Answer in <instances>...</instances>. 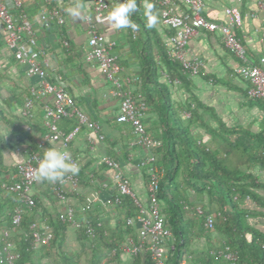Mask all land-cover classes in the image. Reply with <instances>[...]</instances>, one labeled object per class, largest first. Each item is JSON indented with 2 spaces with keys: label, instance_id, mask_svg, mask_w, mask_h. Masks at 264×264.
<instances>
[{
  "label": "crops",
  "instance_id": "obj_1",
  "mask_svg": "<svg viewBox=\"0 0 264 264\" xmlns=\"http://www.w3.org/2000/svg\"><path fill=\"white\" fill-rule=\"evenodd\" d=\"M19 1L21 2L20 7L12 9L11 13L14 16L25 15L30 21L36 41L31 50L38 53L37 60L42 65H46L47 70L56 71L63 77L66 90L74 99L76 107L90 121L98 125L97 130L82 127L68 144L67 150L77 161L79 171L82 173L81 181H79L81 183L76 191L68 192L70 196L65 202H61L52 193V182L36 181L30 193L39 207L35 212L30 210L28 214L33 215V221L42 226L48 218L61 216L68 206L78 209L86 196L95 193L98 200L90 210L91 215L107 231L114 230L118 224H123L125 219L131 216L127 215L128 209L125 206L112 203V197L116 193L115 183L112 180L113 171L107 169L101 159L108 157L118 163L129 187L138 200L146 205L148 202L146 193L148 170L140 166V162L151 155L154 156L157 148L148 150L136 146L131 127L128 124L116 122L119 100L113 96L111 84L98 67L87 62L85 58L88 50L86 34L88 26L85 19L76 21L65 12L67 7L74 5L78 0H55L64 18V23L60 26L52 24L49 28H43L39 21L41 10L48 8V0L46 3L43 0ZM202 1V16L219 25L228 24L230 21L225 13L227 8L234 6L238 9L241 25L235 28L236 32L234 29V33H237V37L242 40L250 61L259 64L260 59L264 58V0L262 6L258 5V0ZM79 2L83 3L85 17L91 3L89 0H79ZM174 4L177 10L185 9L181 0H174ZM138 14L147 17V23L154 28L166 49L170 51L172 45L169 38L172 31L160 21L158 10L152 12L144 3L142 11ZM106 17L94 20V27L96 31L104 35L107 41L112 43L111 53L117 57L122 67L120 75L122 81H128L129 90L142 97L140 93V48L144 34L140 28L116 29L106 22ZM154 50L155 58L159 60L155 45ZM184 53L187 60H198L202 63L199 73L188 77L187 85L181 82H170L164 72H158V83L165 85L169 93L170 106L175 111L176 117L171 112L169 113V125L175 122V118L179 119V123L189 129L192 139L209 150L222 148L226 145L224 139L234 142L242 137L241 146L243 148L236 150L227 148V151H231L227 158V166L229 170L238 168L254 176L255 182L259 185L254 191L264 201V162L255 163L251 157L257 151L252 149V144L256 141L255 136L260 135L264 138V101H252L246 97L248 83L235 73L239 61L224 47L219 31L198 30L187 42ZM37 83L38 77L29 76L27 65L17 61L7 48L5 32L0 23V111L10 123L20 128V130H15L10 124L0 121V135L9 145L2 152V164L5 168L17 167L30 152L34 151L35 146L37 148L42 143V137L46 133L42 116L44 101L37 100L34 103L28 119L22 116L24 99L28 96L30 88ZM149 87L157 103H160V89L153 85ZM189 105L196 111L194 117L187 109ZM64 119H73L75 122V119L71 117ZM142 121L148 135L161 141L159 136L162 131V120H160L156 107L145 106ZM70 127L62 120L58 123V128L64 132L70 131ZM233 129H238V132L236 134L226 133V130ZM44 147L46 149L60 148L58 142L52 141L45 142ZM260 150H263L262 147L258 148V152ZM1 177L8 181L12 177L11 171L1 173ZM180 182L181 188H187L183 219L184 222L189 223L190 231L188 253L183 261L185 264H202V257L207 253L212 255L219 249L221 243L225 242L226 237L216 233L213 229L208 230L202 221V216H210L214 221L216 220L218 211L215 201H210L205 193L198 194L189 189L184 181L180 180ZM217 196L214 195V199ZM235 200L246 213V224L264 233V206L249 197ZM6 205L3 201L0 203V206ZM85 218L88 219V214L83 216L76 213L74 217L76 221H83ZM206 234L210 239L205 236ZM14 235L15 231H12V236ZM246 236L249 238V235L246 234ZM130 237L138 240L137 224L131 228ZM65 239L68 245H64L62 251L77 253L79 249L74 245L81 244L77 240V230L69 225L65 232ZM36 251L33 256L35 264H54L49 251ZM132 260L133 257L126 252H121L118 258H111L108 250L101 263L131 264ZM165 264H171L168 252ZM220 264H222L221 261Z\"/></svg>",
  "mask_w": 264,
  "mask_h": 264
},
{
  "label": "built area",
  "instance_id": "obj_2",
  "mask_svg": "<svg viewBox=\"0 0 264 264\" xmlns=\"http://www.w3.org/2000/svg\"><path fill=\"white\" fill-rule=\"evenodd\" d=\"M45 3L47 0H43ZM90 9L84 19L87 24V47L86 61L98 67L102 75L112 86L113 96L119 100V111L116 122L128 124L134 136V144L144 149L153 150L161 145V141L153 139L148 135L143 124L145 109L144 99L140 94L129 90L128 81H122L120 75L122 67L117 57L111 53L112 43L107 41L103 34L96 31L94 20H99L108 15L117 3H127L129 0H89ZM158 6L160 21L169 27L172 34L169 41L172 49L168 51L171 59L180 63L183 70L189 75H197L202 67L198 60L189 61L185 57L184 49L189 39L198 31L207 32L219 31L224 47L239 61V66L235 73L247 81L246 97L252 101H264V58L260 59L259 64H255L248 58L242 40L238 38L234 29L241 25V17L236 7H229L225 13L230 18L228 24L219 25L213 20L202 16V0H181L184 10H177L174 0H153ZM241 2L242 0H235ZM263 0H258V5L262 6ZM19 0H0V23L5 32V44L13 53L14 58L27 65V74L38 77V83L31 87L28 96L24 99L22 116L29 118L34 103L37 100L44 101L43 123L46 129L42 137V143L37 150L30 152L27 157L18 164V180L11 183L5 181L0 176V189L9 194H13L21 203L14 207L11 216V228L6 227L0 230L2 242L1 253L5 264H16L18 254L13 250L12 231H15L21 223L23 207L31 209L34 207V199L31 195V188L36 182L33 179L34 171L38 161L46 148L45 142H58L60 150H67L68 144L81 130L82 127L89 130H97L98 125L92 122L79 110L74 99L66 90L63 77L56 71L47 70L46 65H42L37 60V54L31 47L35 46L34 30L25 15L14 16L12 9L19 8ZM40 25L49 28L52 24L58 26L64 23L62 13L58 9L43 8L39 16ZM178 82V81H175ZM126 84V85H125ZM74 118L75 126L68 132L58 128V123L64 118ZM68 151V150H67ZM73 159V158H72ZM75 163L77 161L73 159ZM101 162L107 169L113 171L112 180L115 183L116 194L112 197V203L119 205L121 198L130 197L133 201L135 212L133 217L125 219V225L132 228L138 225V240L130 236L120 241L118 245L109 251L111 258L121 252L129 253L131 257L136 256L141 251L147 252L152 264H165L167 259V246L170 244L171 232L165 225L158 202L157 193L159 181L163 175L162 168L156 164L155 157L149 156L140 162V166L148 170L146 193L148 202L143 205L135 193L129 187L127 179L123 176L118 163L108 157H103ZM78 164V163H77ZM79 186V177L71 173L65 174L61 181L53 183L52 193L61 202L67 200V193L76 191ZM98 200L95 193L86 196L78 209L71 206L66 207L61 215V220L71 227L77 229L84 228L89 237H94V229L90 221L85 218L83 221L74 219L76 213L85 216L90 212L93 204ZM198 213L201 212L198 210ZM204 225L208 230L214 228V219L204 216ZM97 226H101L98 221ZM25 239H30L35 247L49 245L52 239V231L44 226L41 230L39 225L34 222L29 226L28 233H24ZM212 255H216L222 264H238V253L229 246H224ZM178 264H185L180 260Z\"/></svg>",
  "mask_w": 264,
  "mask_h": 264
},
{
  "label": "trees",
  "instance_id": "obj_3",
  "mask_svg": "<svg viewBox=\"0 0 264 264\" xmlns=\"http://www.w3.org/2000/svg\"><path fill=\"white\" fill-rule=\"evenodd\" d=\"M48 2L49 9H59L55 0H48ZM144 3L152 12L158 10V6L153 0H129V7L132 8V12L128 29L140 28L144 34L140 48V93L144 99L145 106L153 105L156 107L160 120H162V131L159 136L161 145L154 151V156H156V164L163 171L159 181L157 198L165 225L171 232L170 244L167 246L171 264H178L180 260L187 256L190 238L189 223L184 222L183 219L184 203L187 201V188L180 187V180L184 181L189 189L194 190L198 194L205 193L210 201H215L218 216L214 222L213 230L226 237L225 242L221 243L219 249L229 246L232 250H235L238 253V264H264V233L254 230L246 224V213L240 207L239 202L235 200L249 197L264 206V201L254 191L259 185L255 182L254 176L238 168L229 170L227 166V158L231 152L227 151V148L230 150L243 148L241 146L242 137L237 138L234 142L224 139L228 147L224 145L222 148L209 150L192 139L189 129L180 124L179 119L175 118V122L171 126L169 125V113L171 112L176 117L175 111L170 106L169 93L165 85L158 83V72H164L170 82L177 80L186 85L188 84L189 75L183 70L179 62L168 56V50L154 28L147 23V17L138 14L142 11ZM235 35L238 36L237 33ZM154 45L158 52L159 60L155 58ZM151 85L160 89V103H157V99L151 93L149 87ZM258 101L262 102L263 100ZM187 109L191 116L194 117L196 111L191 108V105ZM0 121L10 124L15 130H20V128L15 127L13 123L3 117L1 111ZM62 121L67 126H71V129L75 126L73 119H62ZM237 130H226V133L236 134ZM255 140V143L252 144V149L257 151L251 157H253L255 163L257 161L264 162V138L256 135ZM8 146L0 135V176L3 172L11 171L12 177L7 181L11 183L18 180V175L16 167H3L2 152ZM259 147H262L263 150L258 152ZM35 150H37L36 146ZM245 164H248V162H245ZM77 176L79 181H81L82 173L80 171ZM214 195L218 196L214 199ZM68 196H70L69 193H67ZM33 199L34 207L31 209L22 206V220L20 226L15 230L18 231V235H14L11 238L14 243L13 250L18 254L16 264H35L33 256L37 252L36 250L49 251L50 249H54L60 257V264H81L79 254L62 251L65 243V232L69 224L63 222L60 215L55 218H48L47 221L43 222L42 226H39L41 230L44 226H47L52 231V239L49 245L36 248L30 239L24 238L23 234L28 233L29 226L34 223L33 215L28 213L30 210L35 212L36 208L39 207L35 198ZM2 201L7 205L4 207L0 206V230L3 227L10 229L12 227L11 216L13 208L20 206L21 203L15 195L1 190L0 203ZM118 206H125L128 209L127 215L134 216L135 207L130 197H122ZM87 214L95 236L93 238L89 237L85 233V229L80 228L77 229V240L80 243L86 242L88 244L91 251L90 264H102L101 262L106 252L116 247L126 236H130L131 228L127 227L124 222L123 224H118L114 230L107 231L102 225L97 226L98 221L90 212ZM202 217V221H204L205 218L204 216ZM246 234L249 235V238H247ZM205 236L210 239L208 234ZM1 249L2 242L0 239V264H5ZM118 257L119 253L115 258ZM201 262L202 264H220V259L216 255L207 253L202 257ZM131 264H152V262L149 254L141 251L133 257Z\"/></svg>",
  "mask_w": 264,
  "mask_h": 264
},
{
  "label": "clouds",
  "instance_id": "obj_4",
  "mask_svg": "<svg viewBox=\"0 0 264 264\" xmlns=\"http://www.w3.org/2000/svg\"><path fill=\"white\" fill-rule=\"evenodd\" d=\"M65 12L76 21L84 19L83 3L79 2V0L74 5L67 7ZM131 12L132 8L127 3H117L108 13L106 22L116 29L126 28L131 23ZM67 173L78 174V164L73 161L70 152L53 147L43 151L34 171L33 179L37 182L48 181L55 183L61 181Z\"/></svg>",
  "mask_w": 264,
  "mask_h": 264
},
{
  "label": "rangeland",
  "instance_id": "obj_5",
  "mask_svg": "<svg viewBox=\"0 0 264 264\" xmlns=\"http://www.w3.org/2000/svg\"><path fill=\"white\" fill-rule=\"evenodd\" d=\"M11 235H12V233H11ZM15 235H18V231H15ZM64 245L65 246L68 245V244H66V239H65ZM70 246L72 247L71 244H70ZM76 246L79 249V251H77V254H79V256H80L81 264H90L89 257L91 256V251H90V248H89L88 244L86 242H84V243H81L79 245L75 244L74 247L77 248ZM49 254L52 256V261L54 262V264H60L61 263L60 257L56 254L54 249H50L49 250Z\"/></svg>",
  "mask_w": 264,
  "mask_h": 264
},
{
  "label": "snow or ice",
  "instance_id": "obj_6",
  "mask_svg": "<svg viewBox=\"0 0 264 264\" xmlns=\"http://www.w3.org/2000/svg\"><path fill=\"white\" fill-rule=\"evenodd\" d=\"M123 11V10H122Z\"/></svg>",
  "mask_w": 264,
  "mask_h": 264
}]
</instances>
